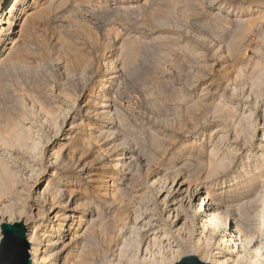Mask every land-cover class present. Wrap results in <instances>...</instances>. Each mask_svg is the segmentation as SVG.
Here are the masks:
<instances>
[{
    "label": "rangeland",
    "instance_id": "1",
    "mask_svg": "<svg viewBox=\"0 0 264 264\" xmlns=\"http://www.w3.org/2000/svg\"><path fill=\"white\" fill-rule=\"evenodd\" d=\"M20 1L19 2L21 5L24 0H20ZM48 1L49 0H39L36 6L37 7L44 6ZM56 1L58 3L56 2L55 4H58V6L54 7L53 10L47 15V18L48 17L49 18L48 19L44 18L42 22L37 26V28L32 32L34 36L31 33L30 34L31 38L30 36L28 38V42H29L28 48L30 47L29 50H31L33 53L39 56L40 62L44 60L47 64V67L34 72V75H36L35 77L32 76L33 75L32 74L33 72H32L31 77L29 78V81H25L26 80L25 77L21 78V76L23 75L21 74L19 70H12V72L11 70H9L7 72H3L4 73L3 75H0V82H1L0 87L1 86L2 88L4 87V91L6 93L5 94L2 91L3 89L2 90L0 89L3 92L2 93L0 91V98L2 97L6 98V99L4 98L5 100L2 98L4 101L3 100L1 101L0 99V102H1L0 111L2 108V111H6L5 113L8 112V114H5L3 112L2 117L8 116L9 114H11L10 116H12L13 114L9 105H11V108L14 107L13 106L14 104H10V103H14V100L12 98L14 95L13 93L16 94V92L18 91L17 94H20V91H19L20 86L17 83L21 81L20 83L28 85L30 82L32 83L33 81V83L34 82L38 83L37 86L42 91L46 93L47 92L51 93L53 91L51 94H53V96H58L59 98L61 97L63 98V96L58 93L59 89H61L62 92L64 91L65 93L67 92V94H70V92L74 90V92H76L78 96L77 100L78 102H80L81 105H84L85 103L89 104L87 105H88V108H90L89 112H91L92 115L88 117V121H85V123L88 122V124L90 125L93 124L92 126L95 127L99 125L98 124L99 121L94 120L93 112L95 110V105L93 103L96 100L93 101V98H95L96 95L98 94L99 88L103 86V78L106 77V74H112L113 72H118V75L120 78L116 79L111 85L112 86L111 97L113 96L112 100L116 101L115 102L116 106L117 108H119L118 109L119 115L116 120H114L112 123H109V124H110V127L113 128V131L116 130L114 131L115 138H116L115 143H117L116 146L118 147L119 152H115L111 150V152H108L107 156H104V154H100L102 156L101 157L100 155L97 154L98 147L100 145L101 146L106 145L111 140L107 141V143H104V141H102L99 144L96 143L97 145L94 143L92 144L91 150L84 156L86 159V162L91 163L90 173H92V175L94 174V177L96 179V181L93 184L89 185L84 181L85 179L82 176L77 175V171H75L74 173L70 171L72 172V174H70V172L65 173L67 172L65 171V169L64 170L60 169L62 168V166H59L58 168L57 165L48 163V162H52L53 161L52 158H54L53 149H51L52 146L49 147L48 144L42 145L44 147L43 148L41 146L43 148V151L41 148V151H38L37 154H35L34 151H29V150H25L26 152L24 150L19 151V152L18 150H13L12 153L14 157H16V155L21 156L18 158L16 157L17 163L16 165H13L15 169L17 170V172L19 173V178L21 179V180L19 179L20 183L17 185V188L22 187L25 183H27L29 187V185L32 184L34 180V177L36 178L42 175L40 177H47L49 180H51L53 178L52 177L53 175H56V173L58 174L61 173L59 174L60 176L56 179V181L57 180L62 181L65 176L71 177L72 179L71 181L74 182V184H76L77 190L84 192V193L85 191H87L88 192L86 195L87 198L91 197L90 199H92L95 203H98L102 199V196L105 195V191H107V196L109 198L111 191H113L115 188L114 186H117V184H120L119 181L117 180V179H120L121 177L119 176L120 172L113 171L110 165V162H109L111 157L113 156L114 158L115 156L121 154V152L132 154L136 158L139 156L138 157V160H139L138 168L140 169V171H137V173L134 176V182H136L134 184L136 188L130 194L132 197L129 195L130 200H131V214L138 213L141 216V221L144 223V225H146V227L147 225L149 226L147 228H150V229L159 228V229H156V231H159L162 234L164 232L168 233V236L165 237L166 243L171 244L170 245L171 250L174 254L172 253V255L168 257L166 264H171V263L174 264L180 259V257L186 256V255L195 254V256L198 259L199 257L201 259L202 258L201 255L197 251H194L191 248V245L186 243L184 239H182V236H179L173 231H170L169 221L165 220L167 218L166 214H167V210H168L167 208L169 204L163 205L164 207L162 206V204L159 202V199L156 197L157 190H158L157 186L159 185L153 186L150 183L153 182V180L157 178H159L160 180L161 176H162L161 178L162 182H164L166 179L169 180L171 178L170 177L171 175L169 174L170 172L168 171L182 170L183 172L180 173V176H182L183 173H185L189 169L185 174L188 175V173H191V176H193V174L194 175L196 174V177H193L194 183L191 185V188L193 189L197 187L200 190H203L201 198L204 197L205 194L212 192L211 198H213L216 203H220L222 205L234 206L236 205V202L241 199L242 194L245 192L244 187L249 185L247 184V181H252L254 179L255 175L253 173L254 171L252 167L249 169L244 167V170L247 169L249 171L248 172L246 170L247 175L244 176V179L245 178H248V179L245 183H243V179H238L237 177L240 176V172L242 171L240 169L242 168V166L246 165L247 160H248V164H251L250 161L251 162L253 161V154L256 152V149L258 147L257 141L259 140V135H260L258 132V127H259V124L262 123L261 122L262 118H260L261 117L260 106L264 104V94H263L264 86H262V90H260L259 94L257 93V91L250 92L249 91L250 87L248 86L252 84L250 83L251 80L252 81L254 80L255 78L254 76L257 75L260 69H262L261 72H264L263 70L264 57L261 58L262 56H259V54L258 53L256 54L255 52L256 48L259 47L264 53V47H263L264 45H262L259 42V40L256 39L257 38L256 30L255 28H252L251 31L253 33L250 31V34L248 33L245 35V37L247 38L244 40L245 46L243 45L238 51V54H241V53L242 54L241 55L235 54V58L232 59L233 60L232 62L235 63L234 66L235 67L237 66L236 68L235 67L233 68L234 72L232 71L231 68L228 67V65L223 64V62L225 61L223 60V58H219L211 52L213 51V48L215 45L214 43H216L218 40V36L220 37L219 40L221 39L223 42H227L229 40L230 36H232L231 32L229 31L231 30V26L233 27L234 25L233 21L236 19H240L239 18L240 16H241V20L244 19L246 17L245 14L251 10L247 8L255 5L256 3H259L260 7H258L257 12H255V14L253 15L254 17L257 16L258 18L260 14L259 17H261L262 15V17L264 18V10H262V8L264 9V0H173V1L171 0L170 1L168 0H164V1L163 0H157V1L149 0V2H147L148 0L147 1L146 0L145 1L144 0H125L124 3H121V4L119 3V0H68V1L62 0V2H60V0H56ZM144 2L146 3L145 5L151 6L152 8L150 9V7L145 6L143 4ZM161 2L164 3L166 6L163 5ZM169 2L172 6L169 5ZM118 4L119 5L124 4L123 5L124 7L126 5H130V6H126V8H129L131 10L130 12H133V13L126 11L128 15L124 13L126 17H123L124 16L123 12H121L122 14L119 12L118 14V12L113 9V7L118 6ZM262 4L263 6H261ZM139 7L142 9H139ZM146 8H148L149 10ZM156 8H158V10ZM135 9H137V11L141 10L140 11L141 13L137 12ZM17 10L18 8H16V11ZM134 10L136 12H134ZM147 10L148 12L144 13ZM167 10L170 12L168 14H170L169 16H171L172 19L169 16L166 17L165 19V15L162 14L164 12L165 13L168 12ZM85 11H88V12L85 13ZM154 12H156V15H154L155 14ZM158 13L162 14V16L158 15ZM163 16L164 18L160 20L161 17ZM156 17L158 19L157 21L158 23L156 22ZM154 18H155V21H154ZM167 18L171 19L172 21L171 20L169 21V19L167 20ZM164 19H165V24L163 26V23L161 21L164 22ZM166 21H169V22L167 23ZM21 22L23 23V21ZM21 22L17 23V25L15 26L16 28H15V31L12 37L15 40L16 39L19 40L20 39L19 35L20 36L23 35V32L21 30L23 29V26ZM173 22L175 23L173 24ZM160 23H162V25ZM158 24L160 25V27ZM219 25L221 28L219 27ZM210 27L215 28L216 34L218 36H216V34L213 35L211 33ZM112 31L114 32L111 33ZM115 32H118V33H116L115 35ZM59 35L60 37H58ZM90 35L91 36L93 35V37H91ZM204 35L206 39L202 37ZM162 36H164V38L165 37L167 38L162 39L163 38ZM64 38L66 39V41H63ZM124 39L126 41H124ZM73 43H74V46H77V48L78 47L82 48L80 53L81 52L84 53V57L87 59L85 61H89L90 63L88 64V68H86L83 74L80 72H78L77 74V72L75 71L76 72L75 76L68 78V80L70 79V81L67 82L66 78L61 76L60 71H61V68L64 66L63 63L65 62V58H66L65 54H67L66 47L73 46ZM30 44L32 46H30ZM41 45L42 47L43 46L44 47L42 48ZM121 45H125V46L123 47ZM246 45H249V46L247 47ZM83 47H85V49H83ZM119 48L124 50V52H122V50H119ZM39 50H41V52ZM191 50L196 54L191 52ZM63 52L65 53L63 54ZM263 53H260V54H263ZM63 55L65 58L63 57ZM119 55H121L120 56L121 58L119 57ZM258 57L260 58V60ZM48 58H49V61H48ZM107 60H109L108 62L112 61L110 63L112 64V66L108 65V62L104 63V61H107ZM51 61H53V63H51ZM90 64H92L91 67H90ZM204 64H207V65L204 66ZM258 64L259 66L262 64L260 66L261 67L260 69L258 67ZM49 65L50 66L52 65V66L50 67ZM222 65L223 66L226 65V66L223 67ZM203 67H206L207 69ZM224 68L226 70H224ZM254 69L256 70L254 72L255 74L253 73ZM227 71L230 73V74L228 73L230 75V78L228 79L226 78ZM237 73L240 75H238ZM86 74H88V76ZM252 74H254L253 77L251 76ZM258 74L260 75L261 73L259 72ZM234 75L235 76L237 75L236 77L239 76L240 80L239 78L237 80V78H235ZM13 76L14 78L16 76L19 78L18 82L16 81L18 78L16 77L17 79H15V82L17 83L13 81ZM257 77L258 76H256V78ZM229 79H231L232 81ZM234 80L235 81L237 80L236 85L238 84L237 85L238 87H237L236 94H234L231 97L229 94L233 92L229 93L231 91L230 90L231 87H230V83H227V82L228 81L233 82ZM5 81L6 82L8 81L9 84L5 83ZM40 81L42 83H40ZM239 81L241 82V84ZM68 83H71V84L73 83L72 84L73 87H71V85ZM10 85H12L13 88ZM241 85H243L242 88H241ZM14 88L15 90H13ZM50 89H53V90L51 91ZM56 91L58 94L56 93ZM261 91L263 92L261 93ZM256 94H258L259 96L258 95L257 96L260 98H258ZM115 96L117 97V99L115 98ZM220 97L222 98L220 99ZM23 99L25 100L27 104H29V100H27L25 97ZM199 99H201V101ZM215 102L217 106H215ZM218 102H219V106L221 107V110L217 104ZM196 103H197V107L194 106V104ZM254 104L256 107L253 109ZM4 106H7V107H4ZM212 106L213 107L215 106L217 108L219 107V108L213 110L215 107L213 108ZM226 106H228L231 109V112L234 114H237V113L239 114L241 111H243V109L245 110L246 116L253 114V118L256 123V127H255L256 129L254 133L252 134L253 139L251 143L248 144L244 149H242L243 146L240 141L235 142L233 140L234 133L231 129L232 125H235L236 123H238L236 122V120H238L239 118L234 117V119L233 118L231 119L232 121L226 122V119L223 116L227 113V111L225 110L227 109ZM191 107L193 108L196 107V108L193 109ZM192 109L193 110L196 109V110L193 111ZM230 109H228V111H230ZM217 110H219L220 114L222 115H220L218 113L219 111L217 112ZM215 111L217 114L215 113ZM120 112H122V114ZM122 115H124L123 118H121ZM82 117L86 119V115H84L83 111L82 113L79 114L78 118L75 121H78ZM71 122H72L71 120L68 121V123L66 124L67 128L65 127L66 128L65 130L69 129L68 125ZM252 131H253V128H251L250 132ZM220 134H222L224 138L226 137L224 140L225 142H222V143L218 142V137L220 136ZM77 135L78 136L84 135V132L80 130ZM51 136L52 134H45L43 137L45 138L43 139V142L51 139ZM63 137L64 136L59 135L56 137L57 139L55 138L53 140H56L58 142L59 141L64 142ZM53 140L51 141V143H53ZM216 141L218 145L215 143ZM77 144L78 143L76 142L74 146H77ZM214 145H215V148L219 150V152L216 158L213 159L212 158L213 154L210 151H211V148L214 147ZM110 146L111 145L109 144L107 148L111 149ZM227 147H229L232 150H239V153H237V155L232 158L233 160L232 166L226 169L225 171L219 170V173L217 175L209 177L210 178V179L208 178L209 180L206 179L204 181L203 178L205 179L207 177V172L210 170V167H211V165L209 164H211V162L218 163L222 161L224 159L223 156H225V154L227 153ZM103 149L105 150L106 148H102V151ZM3 152H4L3 149L0 148V157L2 155L4 156ZM247 152L249 154L252 153L250 157L248 156L246 157V154L248 155ZM65 153L66 152H63L60 158L62 156H65ZM107 158L108 159L110 158V159L108 160ZM148 160L150 161L147 164ZM29 163H31V165ZM101 165L103 166L107 165V166L103 168V166ZM146 165H148L149 168H147ZM188 165L189 166L193 165V168L191 169V166L189 168ZM208 165H209V168H208ZM21 166H22V169H21ZM26 167H28L29 169L27 170ZM31 168L32 170L35 171V173H33L32 179H29V175L27 174V172L31 170ZM192 170L194 171V173ZM160 171H164V172L161 173ZM111 175H114V177L116 178L118 182L111 181V178H110ZM228 176L230 177L228 178ZM151 177L153 178L151 179ZM105 180L107 181V183H105L106 182ZM78 181H81L80 183H78L79 185H77ZM241 184L242 186L240 187ZM255 184L256 183L254 182L251 185V187H253ZM44 185L45 183L43 182L42 186ZM236 190H238L239 194H237L236 197L231 196L237 193ZM154 193L156 196L154 195ZM35 196L36 194L32 190L28 196L29 204L27 203L24 211H22L23 213L22 219H19L17 210L11 209L13 211V214H14L13 218L16 224L19 223L18 225L23 226L21 223L25 220H30V222H32L33 220L38 221V219L34 217V214L36 213V210L38 209V207L42 209L45 203H43V201H40L37 203ZM134 196L137 198L134 199ZM13 201L14 200L11 197H3L2 199H0V224L5 222L4 220H5V217L7 216L6 214H4V212H6V210L10 211L11 206L15 204V202ZM30 206L34 207L33 209H35L32 213L29 208ZM127 218H128V215L126 214L122 215V223H120L119 227H123V225L127 223L126 222L128 220ZM106 219H107V216H106ZM194 221H195L194 223H197V217L195 218ZM42 223L43 222H41V224ZM23 227L26 229L25 226ZM149 233L151 234L152 232H148V235H150ZM94 235L96 237H101L99 233H97V231H95ZM107 235L108 234L103 236L104 239L101 238V240L98 243L99 245H101L102 248L106 247L105 249H108V245H109L108 242H105V237H107ZM196 235H197L196 232L192 234L190 238L192 242L196 240V237H197ZM69 238H70V235L67 237V240H69ZM114 243H113V246L115 245ZM110 251L106 255L105 264H109L112 262L111 255H113L114 253H112L113 250L111 252ZM165 251L166 250H164V252Z\"/></svg>",
    "mask_w": 264,
    "mask_h": 264
},
{
    "label": "bare ground",
    "instance_id": "2",
    "mask_svg": "<svg viewBox=\"0 0 264 264\" xmlns=\"http://www.w3.org/2000/svg\"><path fill=\"white\" fill-rule=\"evenodd\" d=\"M19 1L20 0H0V75H3L4 74L3 72H7L9 70H11V72H12V70H19L21 72V74L23 75V76H21V78L25 77V79H26L25 81H29V78L31 77L32 72H33L32 76L35 77L36 75H34V72L39 71L42 68L43 69L46 68L47 64L44 60H42L40 62L39 56L36 55L35 53H33L31 50H29L30 47L28 48V43H29L28 38H29L30 34L42 22V20L44 18L46 19L47 15L53 10L54 7L58 6V4H55L57 2L56 0H49L44 6L37 7L36 5H37V2L39 0H24L25 2L23 1V3L21 5H20L21 1L20 2ZM124 1L125 0H119V3L120 4L124 3ZM168 1H170V0H168ZM171 1H173V0H171ZM60 2H62V0H60ZM147 2H149V0ZM63 3H64V1H63ZM158 3H159V1H158ZM158 3H156V4H158ZM18 4H19V6H18ZM143 4L145 5L146 3L144 2ZM162 4L165 5L164 3H162ZM172 4H173V2H172ZM123 5L118 4V6H114L113 9L115 11H117L118 14H119V12L120 13L123 12V15H124L123 17H126L125 16V14H127L126 11H129V12L131 11L129 8H126V6H130V5H126L125 7ZM153 5H155V4H153ZM159 5H161V4H159ZM163 5H161V6H163ZM169 5H171L170 2H169ZM39 6H40V4H39ZM136 6H138V5H136ZM145 6H147V5H145ZM145 6H144V8H145ZM261 6H263V4ZM61 7H62V5H61ZM147 7H150V9L152 8L151 6H147ZM258 7H260V5H259V3H256L255 5L247 8V9H251V10L245 14L246 17L244 19L241 20V16H240L239 17L240 19H236L233 21L234 25H233V27L231 26V30L229 31V32H231L232 36H230L229 40L227 39L228 40L227 42H223L221 39L219 40L220 37L216 34L215 28H213L214 26L212 25L213 27H210L211 33L213 35L216 34V36H218V40L216 43H214L215 45H214L213 51L211 53H213L215 56H217L219 58H223V60H225L223 62V64L228 65V67L231 68L233 72H234L233 68L235 67L234 66L235 63L232 62L233 61L232 59L235 58V54H238V51L244 45V40L247 39L245 37V35L248 33L250 34V31L252 30V28H255V30H256V33H257L256 39L259 40V42L262 45H264V18L262 17V15H261V17H259L260 14H259L258 18H257V16H255L256 17L255 18L253 15V14H255V12H257ZM16 8H18L17 11H16ZM108 9H109V7H108ZM108 9H107V11H108ZM139 9H142V8L139 7ZM146 9H148V8H146ZM156 9L158 10V8H156ZM172 9H173V7H172ZM82 10H83V8H82ZM135 10L137 11V9H135ZM135 10H134V12H136ZM148 10L145 11L144 13H147ZM246 10H245V12H246ZM262 10H264V9L262 8ZM140 11L138 10L137 12H140ZM165 11H166V9H165ZM86 12H88V11H85V13ZM130 13H133V12H130ZM154 13H155L154 15H156V12H154ZM168 13H170V12L168 11L166 13L165 12L162 13L165 15V19H166V17H168L170 15ZM162 14L158 13V15H161V16H162ZM148 15H149V13H148ZM120 17H121V15H120ZM129 17H127V18H129ZM157 17H159V16H157ZM157 17H156V22L158 21ZM169 17H171V16H169ZM116 18H118V17H116ZM162 18H164V16L161 17L160 20H162ZM165 19H164V22L161 21L163 23V26L165 24ZM168 19L169 18H167V20ZM171 19H172V17H171ZM171 19H169V21ZM110 20H111V18H110ZM21 21H23V23ZM154 21H155V18H154ZM169 21H166V22L168 23ZM19 22H21V24L23 26V29H21L23 32V35H21V36L19 35L20 39L15 40L12 37H13L14 31L16 28L15 26ZM229 22H230V20H229ZM162 23H160V24L162 25ZM174 23L175 22H173V24ZM227 24H228V22H227ZM166 25H168V24H166ZM131 27H133V26H131ZM159 27H160V25H159ZM219 27H220V25H219ZM88 30H90V29H88ZM92 31H90V32H92ZM113 32L114 31H112L111 33H113ZM116 33H118V32H115V35H116ZM92 34H94V33H92ZM231 34H229V35H231ZM213 35H211V36H213ZM33 36H34V34H33ZM58 37H60V35ZM91 37H93V35ZM162 37H163L162 39L167 38V37L164 38V36H162ZM202 37L205 38V35ZM30 38H31V36H30ZM64 39H63V41H66V39L65 40ZM125 39H124V41H126ZM93 41H95V40H93ZM124 41H122V42H124ZM154 41H156V40H154ZM159 42H160V40H159ZM42 45H44V44H42ZM42 45H41V47H42ZM30 46H32V45L30 44ZM73 46H74V43H73ZM73 46H67L66 47V53L67 54H65L66 58L63 55V57L65 58V62L63 63L64 66L61 68V71H60L61 76L66 78L67 82L70 81V79L68 80V78L75 76L76 72H77V74H78V72L83 74L85 72L86 68H88V64L90 63L89 61H85L87 59L84 57V53H82V52L80 53L82 48L78 47L79 48L78 49L77 46H74V47ZM121 46L124 47L125 45H121ZM128 46H129V44H128ZM168 46H170V45H168ZM246 46L248 47L249 45H246ZM261 48H262V46H261ZM83 49H85V47H83ZM105 49H107V48H105ZM254 49H255V47H254ZM119 50H122V49L119 48ZM39 51L41 52V50H39ZM261 51L262 50L259 47L256 48V50H255L256 54L258 53L259 56H262L261 58H263L264 53H263V51L262 52ZM40 52H38V53H40ZM122 52H124V50H122ZM182 52H183V50H182ZM191 52H193V51L191 50ZM196 52H198V51H196ZM64 53L65 52H63V54ZM260 53H263V54H260ZM119 54H121V53H119ZM194 54H196V53H194ZM241 54H238V55H241ZM120 56L121 55H119V57ZM90 58H91V56H90ZM117 58H118V56H117ZM259 60H260V58H259ZM48 61H49V58H48ZM108 61L109 60L104 61V63L108 62ZM111 62H108V65L112 66V64H110ZM236 62H237V60H236ZM51 63H53V61H51ZM91 65L92 64H90V67H91ZM205 65H207V64H204V66ZM226 65H224V66H226ZM260 66L258 64L259 69L261 68ZM206 67H203V68H206ZM113 68H115V67H113ZM112 69H111V71H112ZM116 70H117V68H116ZM224 70H226V69L224 68ZM236 70H238V69H236ZM261 70L262 69H260V71H259L261 73L260 75L258 74L259 72L258 73L256 72L257 75H255L254 77L255 78H256V76H258V77L256 79L254 78L253 81L251 80L250 83H252V84L250 85V83H249L250 86H248V87H250V90H249L250 92L251 91H255V92L257 91V93L259 94L260 90H262V86H264V72H261ZM263 70H264V67H263ZM255 71L256 70L254 69L253 73ZM226 73H227L226 78L227 79L230 78V75H229L230 73L228 71ZM254 74H252L251 76L253 77ZM86 75L88 76V74H86ZM238 75H240V74H238ZM219 76H221V75H219ZM224 76H225V74H224ZM236 76H235V78H237V80H238L239 76L238 77H236ZM16 77L14 78V76H13L14 82H15V79L18 78V77L17 78ZM118 78H120L118 75V72H113L112 74H106V77L103 78V86H101V88H99L98 94L96 95L95 98H93V101L96 100L93 103L95 105V110L93 112L94 120L99 121V123H98L99 125H97L95 127L92 126L93 124L90 125V124H88V122L85 123V121H88V117L90 115H92L91 112H89V110H90V108H88L89 104L85 103L84 105H81L80 102H78V100H77L78 96H77L76 92H74V90L72 92H70V94H67V92L66 93H65V91L62 92V90L59 89L58 93L63 96V98L62 97L59 98L58 96H53V94H51L53 92L52 91L53 89H50L52 91L51 93H49V92L46 93V92H44L38 88V86H37L38 83H35V82L33 83V81H32V83L30 82L28 85H26V84L20 83L21 81L18 82L19 78L16 80L18 83L17 82H15V83H17L20 86L19 87L20 88L19 89L20 94H17L18 91L16 90L17 91L16 94L13 93L14 95L12 97L14 100V103H10V104H14L13 105L14 107L11 108V105H9L10 109L13 112L12 116H10L11 114H9L8 116L2 117L3 112L5 113L6 111H2V108H1L2 113L0 111V113H1L0 114V116H1L0 117V148L3 149L4 156L2 155L0 157V199H2L3 197H11L14 200L13 202H15V204L13 206H11L10 211L6 210V212H4V214H6V216H7V217H5L4 221L6 223L16 224V222L14 221V218H13L14 214H13V211L11 209L18 211L19 219L23 218L22 217L23 216L22 211H24V209L28 203V196L32 190L36 194V196H35L36 202L38 203L40 201H43V203H45V205L43 206L42 209H40L39 207H38V209L36 208L37 210H36V213L34 214V217L36 219H38V221L33 220L32 222H30V220H25L23 222L21 221L22 223L20 222L23 226L26 227V229H25L26 239H27V242L29 243L28 252H29L32 264H105L106 263V255H107V253H109L110 250L111 251L113 250L112 253H114V254L111 255L112 262L109 264H166L168 257L170 255H172V253H173L171 250V246H170L171 244L166 243L165 237L168 236L167 232H164L162 234L161 232L156 231V229H159V228H156V229L147 228L149 226L147 225V227H146V225H144V223L141 221V216L138 213L131 214V200H130L131 195L130 194L136 188V186L134 184V183H136V182H134V176L137 173V171H140V169L138 168L139 167V165H138V163H139L138 157L139 156L136 158L132 154H128L126 152L125 153L121 152V154H119L117 156L114 155L115 156L114 158H113V156L111 157V159L109 158L110 159L109 162H110V165H111L113 171L114 172H117V171L120 172L119 176H121V177H120V179H117L120 184H117V186H114L115 188L113 191H111L109 198L107 196V191H105V195L102 196V199L100 201L98 200L99 201L98 203H95L92 199H90L91 197L87 198V196H86L88 193L87 191H85V193H84V192L77 190L76 184H74V182L71 181L72 180L71 177L65 176L62 181H59V180L56 181V179L60 176L59 174H61V173H59V174L56 173V175L52 174L53 178L51 180H49L47 177H40L42 175H40L39 177H36V178L34 177V180H33L32 184L29 185V187H28L27 183H25V184L23 183L24 185L22 187L17 188V185L20 183V181H19L20 178H19V173L17 172V170L15 169V167L13 165H16V163H17L16 157L18 158L21 156L16 155V157H14V155L12 153L13 150H18V152L23 151V150L24 151L29 150V151H34L35 154H37L38 151H41V148L43 147L42 145H44V144L45 145L48 144L49 147L52 146L51 149H53V155H54V158H52L53 161L48 162V163L53 164V165H57L58 168H59V166H62V168H60V169H63V170L65 169V171H67L65 173H69L70 171H72L74 173L75 171H77V175L82 176L85 179L84 181L89 185L93 184L96 181L94 174L92 175V173H90L91 163L86 162V159L84 156L91 150V146L93 143L99 144L102 141H104V143H107V141H109V140H111V141L109 143H107L106 145H104V146L100 145L98 147L97 154L98 155L104 154V156H107L108 152H111V150L115 151V152H119L118 147L116 146L117 143H115L116 138H115L114 131H116V130L113 131V128H111L110 124H109V123H112L114 120H116L118 118V115H119V111H118L119 108H117V106H116V103H115L116 101L112 100L113 96L111 97V93H112L111 92L112 91L111 85ZM241 78H242V76H241ZM245 78H247V77H245ZM231 79H229V80H231ZM20 80H22V79H20ZM239 80H240V78H239ZM236 81L234 80L233 82H230V81L227 82V83H230V87H231L230 88L231 91L229 93L233 92V93L229 94L231 97L234 94H236V92H237V87H238L237 85L238 84L236 85ZM2 82H4V81H2ZM64 82H66V81H64ZM87 82H89V81H87ZM239 82H237V83H239ZM5 83L9 84L8 81L7 82L5 81ZM26 83H28V82H26ZM40 83H42V82L40 81ZM0 84H1V82H0ZM68 84H70L71 87H73V85H72L73 83L72 84L68 83ZM240 84H241V82H240ZM10 86H12V85H10ZM242 87H243V85H241V88ZM12 88H13V86H12ZM244 88H245V86H244ZM0 89L1 90L3 89L2 91L5 93L4 87L2 88V86H1ZM5 90H6V88H5ZM13 90H15V88ZM50 90H48V91H50ZM8 92H9V90H8ZM255 92H254V94H255ZM262 92L263 91H261V93ZM56 93H57V91H56ZM5 94H4V96H5ZM258 94H256V96ZM8 97H10V96H8ZM24 97L27 100H29V104H27L25 102V100L23 99ZM2 98L4 99L5 97H2ZM2 98H0L1 101L3 100ZM115 98L117 99L116 96H115ZM221 98L222 97H220V99ZM258 98H260V97H258ZM8 99H10V98H8ZM242 99H244V98H242ZM199 100L201 101V99H199ZM30 103H31V105H30ZM217 104L219 106V102ZM186 105H188V104H186ZM204 105H205V103H204ZM7 106H8V104H7ZM7 106H4V107H7ZM194 106L197 107V103L194 104ZM215 106H217L216 102H215ZM196 107H194V108H196ZM226 107H227V109H225V110L227 111V113L225 115H223L224 118L226 119V122L232 121L231 119L232 118L234 119V117L239 118L238 119L239 121L236 120V122H238V123H236L235 125H232L231 129L234 133L233 140L235 142L240 141L242 143V146H243L242 149H244L248 144L251 143V141L253 139L252 134L254 133V131L256 129L255 128L256 123H255V120L253 118V114L250 113L251 115L246 116L244 109L239 114L237 112H235L237 114H234L231 112V109L228 106H226ZM255 107L256 106L254 104L253 109ZM191 108H193V107H191ZM210 108H211V106H210ZM218 108L215 107L213 110L218 109ZM222 108H223V106H222ZM260 108H261L260 109L261 110V117L260 118H262V121H261L262 123L259 124V127H258V132L260 134L259 140L257 141L258 147L256 149V152L254 151L255 153L253 154V161L251 162L249 160L251 164H248V160L246 161V165L242 166L243 165L242 164L241 165L242 168L240 169V170H242L240 172V176L239 177L236 176V177L238 179H243V183H245L247 181L248 178L244 179V176L247 175L248 170L247 169H246L247 171L244 170V167L248 168V169L252 167L253 171H254L253 173L255 176H254V179L252 181H247V184H249V185L244 187L245 192L242 194L241 199L240 200L238 199L239 201L236 202V205L230 206V205H222L220 203H216L214 201V199L211 198L212 192L205 194V196L201 198L203 190H200L199 188H197L195 186H194L195 188H193V189L191 188V185L194 183L193 177H196V174L195 175L193 174V176H191V173H188V175L185 174L189 169L185 173H183L182 176H180V173L183 172L182 170L168 171V170H170V169H168L167 171L170 172L169 174L171 175L170 176L171 178L169 180L166 179L164 182H162L161 181L162 176H161L160 180H159V178L156 177L157 179L153 180V182L150 183L153 186L159 185V186H157V189H158L157 194H156L157 196L155 195V193H154V195L159 199V202L162 204V206L169 204V206L167 208L168 209L167 214H166L167 218L165 220L169 221L170 231H173L174 233L178 234L179 236H182V239H184V241L186 243L190 244L191 248L194 251H197L201 255L202 258L200 259V257H199V260L203 263H208V264H264V104L261 105ZM228 109H230V111H228ZM195 110H193V111H195ZM220 110H221V107H220ZM82 111L84 112V115H86V119L82 117L78 121H75L78 118L79 114L82 113ZM218 111L219 110H217V112ZM222 111H223V109H222ZM12 112H10V113H12ZM120 113L122 114V112H120ZM215 113H216V111H215ZM218 113L220 114V111ZM5 114H8V112ZM216 114H214V115H216ZM220 115H222V114H220ZM123 116L124 115H122L121 118H123ZM69 120H71L72 122L68 125L69 129L65 130L67 128L66 124L68 123ZM103 123H105V124H103ZM118 127H119V125H118ZM251 128H253L252 132H250ZM80 130L82 132H84V135H81V136L77 135ZM117 132H119V131H117ZM45 134H52V136H51V139L43 142V139H45V138H43ZM222 134H220V136L218 137L219 143L225 142L224 140L226 137L224 138V136ZM59 135L64 136L63 137L64 142H60V141L58 142L56 140H53ZM118 138H117V140H118ZM46 139H48V138H46ZM52 140H53V143H51ZM76 142L78 144H77V146H74ZM114 143H115V145H114ZM215 143L217 144V141ZM109 144L111 145L110 146L111 149L107 148V146H109ZM157 147H159V146H157ZM43 148H42V151H43ZM102 148H106V149L105 150L103 149V151H102ZM122 150H123V148H122ZM63 152H66L65 156H62L60 158V156L63 154ZM210 152L213 154L212 158L214 159V158H216L219 150H217L215 148V145H214V147L211 148ZM220 152H221V150H220ZM237 153H239V150H232L229 147H227V153L225 154V156H223V158L225 160L222 158L223 160L218 162V163L211 162V164H209V165H211L210 170L208 172L206 170L207 177L205 176L206 178L205 179L203 178V180L205 181L209 177L217 175L219 173V170L225 171L226 169L230 168L233 164L232 158L235 157L237 155ZM251 154L252 153H250V154L248 153V155L246 154V157L247 156L250 157ZM93 157H94V155H93ZM101 157H99V158H101ZM149 161L150 160H148L147 164L149 163ZM29 164L31 165V163H29ZM40 164H42V163H40ZM107 165H105V166L101 165V166H103V168H104ZM209 165H208V168H209ZM146 166H147V168H149L148 165H146ZM190 166H189V168H190ZM186 168H187V166H186ZM192 168H193V165L191 166V169ZM194 168H195V166H194ZM202 168H203V166H202ZM21 169H22V166H21ZM26 169L28 170L29 168L26 167ZM167 171H165V172H167ZM72 172H70V174H72ZM160 172L162 173L164 171H160ZM33 173H35V171L32 170V168H31V170H29L27 172V174L29 175V179H32ZM193 173H194V171H193ZM197 175H199V174H197ZM23 176H22V178H23ZM137 177H139V176H137ZM153 177H151V179ZM229 177L230 176H228V178ZM110 178H111V181L118 182L116 180V178L114 177V175H111ZM237 178H235V179H237ZM76 181H77V179H76ZM43 182L45 183L44 186H42ZM80 182L81 181H78L77 185H79L78 183H80ZM252 182L256 183L253 187H251V185L253 184ZM105 183H107V181ZM214 185H216V184H214ZM241 186H242V184L240 185V187ZM233 188H235V187H233ZM100 191H102V190H100ZM236 192L237 193H235L234 195H231V196L236 197L237 194H239L238 190H236ZM141 193H143V192H141ZM135 196H137V195H135ZM135 196H134V199L137 198ZM138 198H140V197H138ZM136 202H138V201H136ZM15 205H17V206H15ZM148 205H149V203H148ZM159 206H161V205H159ZM15 207H16V209H15ZM29 208L31 210V213L35 210V209H33L34 207H32V206H30ZM144 209H146V208H144ZM151 210H152V208H151ZM123 214L128 215V218H127L128 220L126 221L127 223H125L123 225V227H119L120 223H122V215ZM106 216H107V219H106ZM196 217H197V223H194L195 222L194 220ZM123 218H125V217H123ZM41 222H43V223L41 224ZM156 222H158V221H156ZM95 231H97V233H99V235L101 237H96L94 235ZM148 232H152V233L151 234L149 233L150 235H148ZM194 232L197 233V235H196L197 237H196V240L192 242L190 240V238H191L192 234H194ZM106 234H108V235H107V237H105V242H108V244H109L108 249H105L106 247L102 248L101 245L98 244L99 241L101 240V238L104 239L103 236H105ZM69 235H70V238H69V240H67V237ZM0 239H1V234H0ZM113 243L115 244L114 246H113ZM162 246H163V248H162ZM164 250H166V251L164 252ZM191 253H192V251H191ZM171 264H173V263H171Z\"/></svg>",
    "mask_w": 264,
    "mask_h": 264
},
{
    "label": "water",
    "instance_id": "3",
    "mask_svg": "<svg viewBox=\"0 0 264 264\" xmlns=\"http://www.w3.org/2000/svg\"><path fill=\"white\" fill-rule=\"evenodd\" d=\"M0 264H32L28 252L29 243L25 228L18 224H0ZM174 264H208L201 262L195 255H186Z\"/></svg>",
    "mask_w": 264,
    "mask_h": 264
}]
</instances>
